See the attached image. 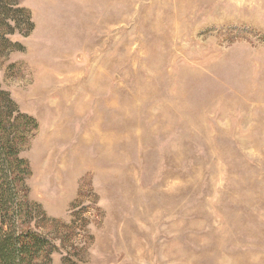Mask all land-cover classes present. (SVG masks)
<instances>
[{
	"label": "rangeland",
	"instance_id": "rangeland-1",
	"mask_svg": "<svg viewBox=\"0 0 264 264\" xmlns=\"http://www.w3.org/2000/svg\"><path fill=\"white\" fill-rule=\"evenodd\" d=\"M19 3L33 264H264V0Z\"/></svg>",
	"mask_w": 264,
	"mask_h": 264
},
{
	"label": "trees",
	"instance_id": "trees-1",
	"mask_svg": "<svg viewBox=\"0 0 264 264\" xmlns=\"http://www.w3.org/2000/svg\"><path fill=\"white\" fill-rule=\"evenodd\" d=\"M2 22L5 34L21 33L23 29L22 34L26 35L32 28L30 13L19 0H0V24ZM35 127V120L19 112L12 99L0 89V214L1 225H9L6 230L0 226V264H33L32 260L46 243L36 232L17 230L18 221L11 219L27 211L28 202L19 194L25 191L22 182L29 174V166L20 157V150Z\"/></svg>",
	"mask_w": 264,
	"mask_h": 264
}]
</instances>
